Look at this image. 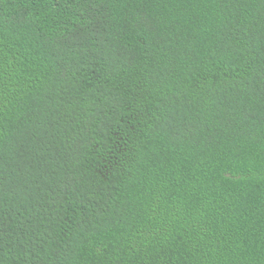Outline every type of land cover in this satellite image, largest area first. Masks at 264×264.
<instances>
[{"label":"trees","instance_id":"obj_1","mask_svg":"<svg viewBox=\"0 0 264 264\" xmlns=\"http://www.w3.org/2000/svg\"><path fill=\"white\" fill-rule=\"evenodd\" d=\"M0 264H264V0H0Z\"/></svg>","mask_w":264,"mask_h":264}]
</instances>
